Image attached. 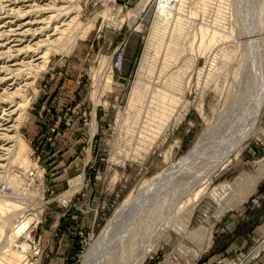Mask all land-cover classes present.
Masks as SVG:
<instances>
[{
  "label": "rangeland",
  "instance_id": "1",
  "mask_svg": "<svg viewBox=\"0 0 264 264\" xmlns=\"http://www.w3.org/2000/svg\"><path fill=\"white\" fill-rule=\"evenodd\" d=\"M139 1L0 0V264H81L225 108L254 47L245 28L264 22L257 0ZM202 19L216 36H201ZM176 79L183 97L163 117ZM211 177L187 227L176 216L142 264H264V243L249 255L264 240V108Z\"/></svg>",
  "mask_w": 264,
  "mask_h": 264
},
{
  "label": "bare ground",
  "instance_id": "2",
  "mask_svg": "<svg viewBox=\"0 0 264 264\" xmlns=\"http://www.w3.org/2000/svg\"><path fill=\"white\" fill-rule=\"evenodd\" d=\"M142 2L144 0L139 1ZM257 5L264 6V0H257L256 7ZM259 18L260 14H255L256 21L245 28V36L254 47L250 57L240 65L235 75L234 89L230 97L227 96L225 108L222 107L207 121L195 143L181 157L145 181L136 194L121 204L123 206L106 223L94 244L84 254L81 264H142L148 253L155 248L158 234H168L170 225L177 222L176 216H180V227H187L193 205L205 194L209 179L237 157L241 145L254 132L264 108V22L260 23ZM200 23L201 36L207 33L208 28L216 36L219 31L217 26H209L203 19ZM202 42L203 40L199 42V47H202ZM139 87V83L134 87L133 97L136 101L140 97ZM181 87V79H176L173 89L162 96L163 101L168 104L164 106L167 110H163V117L166 111L170 112L172 106L181 102ZM257 173L249 181L255 182L262 175V171ZM226 187H216L214 191L222 195ZM222 209L220 207L217 213ZM189 233L198 242L203 240L201 229L188 230L187 234ZM263 243L264 240L260 241L249 255H255ZM22 247L24 253H32L28 246Z\"/></svg>",
  "mask_w": 264,
  "mask_h": 264
},
{
  "label": "built area",
  "instance_id": "3",
  "mask_svg": "<svg viewBox=\"0 0 264 264\" xmlns=\"http://www.w3.org/2000/svg\"><path fill=\"white\" fill-rule=\"evenodd\" d=\"M120 54H117V62H119L120 61Z\"/></svg>",
  "mask_w": 264,
  "mask_h": 264
}]
</instances>
